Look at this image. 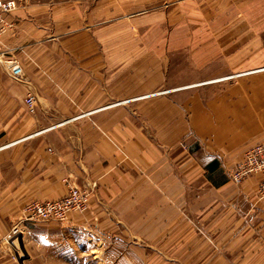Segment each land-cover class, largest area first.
<instances>
[{
    "label": "crops",
    "instance_id": "obj_1",
    "mask_svg": "<svg viewBox=\"0 0 264 264\" xmlns=\"http://www.w3.org/2000/svg\"><path fill=\"white\" fill-rule=\"evenodd\" d=\"M135 4L165 23L80 47L23 42L29 24L10 15L0 51L17 53L27 83L0 65V264H264L263 177L230 175L264 145V0ZM69 186L91 192L90 210L23 224L22 262L7 238L23 207Z\"/></svg>",
    "mask_w": 264,
    "mask_h": 264
},
{
    "label": "rangeland",
    "instance_id": "obj_2",
    "mask_svg": "<svg viewBox=\"0 0 264 264\" xmlns=\"http://www.w3.org/2000/svg\"><path fill=\"white\" fill-rule=\"evenodd\" d=\"M15 1L17 3V9L14 12H20L21 17L24 20H26V22H28L29 24L28 28L30 29V31H27V33H25L23 37V42L44 40L45 43L50 41H60L63 44H65L69 42L72 36V39L74 40L77 39L78 45L80 47L83 46V44H85L86 42H95L102 39L109 41L129 39L134 34H136L137 31L134 30L137 28V25L143 26L150 24L165 23L164 12H135L137 10L139 11V7H138L139 5L135 4V0H15ZM137 1L139 2V0ZM95 12L98 13L94 14ZM180 13L181 12L178 13L177 17L173 18L174 24L182 23ZM73 16H74V21H73ZM199 17L195 13V15H192L188 18L187 24L190 25V29L193 32L198 30L200 24L202 23L199 20ZM75 23H77V29L74 30L77 31L71 32V30L73 29L71 25L73 26V24ZM92 23L93 24L99 23V24L92 27H88L91 26ZM253 24H254V36L255 38H257V35L259 34L262 35V30L264 29V14H262L261 12H255ZM103 26L104 28H106L104 32H102ZM6 57L17 58V53H15L14 55L6 54ZM0 72L3 73L1 66H0ZM24 79L25 78H23L22 81H16L14 79L13 80L15 83L21 85L27 83L26 80ZM237 167L235 169H237ZM32 202H36V201H31L28 204ZM28 204H26L23 207L19 219V224L15 225L14 228L16 227L21 228V226L26 223H34V224L61 223L62 224L64 222H67L71 216L70 214L68 219L64 222H59V221L27 222L24 221L23 210ZM49 244H50L49 249L51 252H53L51 246L52 241L49 242ZM7 245L10 248V246H12L13 244L7 243ZM17 247L20 256L22 257L23 252L20 249L19 244H17ZM115 253L116 251L114 252V254ZM21 259L22 262H24L27 258L23 256ZM121 260L122 261H120L119 263L117 257H107L105 258L103 264H122L123 258H121ZM124 260H125V264H133L132 257H127ZM66 261L68 263L69 257H67ZM81 262L82 263L85 262V258L81 260ZM92 263L98 264L99 259L93 260ZM62 264L65 263L63 262Z\"/></svg>",
    "mask_w": 264,
    "mask_h": 264
},
{
    "label": "built area",
    "instance_id": "obj_3",
    "mask_svg": "<svg viewBox=\"0 0 264 264\" xmlns=\"http://www.w3.org/2000/svg\"><path fill=\"white\" fill-rule=\"evenodd\" d=\"M17 9L15 0H0V41L2 37L12 29L13 25L9 22L10 15ZM0 63L10 76L16 81H22L24 70L21 64L14 58L6 57V53L0 52ZM35 96L28 93L25 98L26 105L32 109L35 105ZM186 147V146H185ZM254 174H261L263 182L260 186V195L264 199V145H256L250 148L245 154L244 161L231 174L232 182L240 185ZM91 208V192L82 190L77 186H69L68 194L59 200L32 202L24 210V221L27 222H64L72 213L84 214ZM24 234L20 228L16 227L8 236L7 242L15 245L18 256H25L23 249ZM24 253L20 256L17 244Z\"/></svg>",
    "mask_w": 264,
    "mask_h": 264
}]
</instances>
